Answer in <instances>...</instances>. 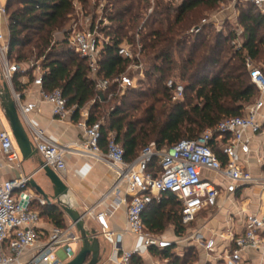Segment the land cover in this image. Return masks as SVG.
Returning a JSON list of instances; mask_svg holds the SVG:
<instances>
[{
	"label": "trees",
	"instance_id": "obj_1",
	"mask_svg": "<svg viewBox=\"0 0 264 264\" xmlns=\"http://www.w3.org/2000/svg\"><path fill=\"white\" fill-rule=\"evenodd\" d=\"M102 1L106 5L101 10ZM223 1L181 0L173 4L156 0L152 5V0H95L90 7L91 0H7L10 59L21 66L40 62L47 71L44 90L62 91L68 106L76 108L71 117L76 123L80 111L87 108L89 125L104 117L101 147L113 133L125 150L126 161L132 162L146 147L154 145L161 151L214 130L226 119L242 117L256 101L258 90L251 82L246 58L256 65L264 58V16L251 3L242 9L237 21L242 29V48L237 50L233 41L238 27L219 30L213 23L204 25L201 21ZM78 9L85 15L101 11L108 21L100 27V33L109 39L99 61L100 77L112 82L105 93L90 79L88 63L70 48L68 40L79 21ZM57 34L63 35L62 41L55 40ZM125 42L142 46L147 70L140 87L122 93L113 81L128 69V61L118 55ZM25 76L33 81L31 73ZM22 77L15 76L17 91L22 88ZM170 80L184 86L183 97L176 102L167 87ZM219 148L216 145L213 150L225 163ZM157 162L148 170L154 175L159 169ZM43 212L56 228L66 227L59 208ZM143 223L145 230L156 236L169 226L174 227L177 237L186 232L182 203L169 193L148 208ZM150 251L168 264H194L197 258L192 247L185 249L183 257L172 248ZM130 264H143V260L135 256Z\"/></svg>",
	"mask_w": 264,
	"mask_h": 264
},
{
	"label": "built area",
	"instance_id": "obj_2",
	"mask_svg": "<svg viewBox=\"0 0 264 264\" xmlns=\"http://www.w3.org/2000/svg\"><path fill=\"white\" fill-rule=\"evenodd\" d=\"M7 3V0H4ZM156 0H152L154 5ZM167 3L180 4L181 0H163ZM264 16V0H247ZM105 6L101 4V9ZM1 13L8 18L6 6ZM153 8L150 9V13ZM79 21L74 25L69 37L71 50L88 63L89 77L101 92H107L111 86L109 80L100 77V55L109 39L100 33V27L108 25V21L96 23L91 16L85 15L78 9ZM213 21H203V24ZM191 32H194L192 30ZM235 48H242L239 28L236 29ZM118 55L128 61L126 73L115 78L113 83L119 91L124 93L128 89L136 88V77H144L146 65L143 59L142 46H134L127 42L119 46ZM28 70L12 62L10 59V45L0 33V70L3 81L8 85L20 117L29 128L30 139L42 157L44 165L53 169L60 177L67 173L66 155L75 153L106 164L116 175L113 187L105 194L99 203L105 204L112 196L116 197V209L126 206L127 230L130 234L142 241L140 248L126 251L120 244L123 234L116 235L107 231L106 214L95 215L96 207L84 213L85 220L95 217L102 226L104 238L113 246L112 261L115 264H130L133 257L141 255L143 250H166L174 246L173 242L164 241L159 236L145 230L143 214L154 203L162 201L163 194L169 193L182 203V223L190 225L197 215L205 210L214 208L222 191L232 195L240 188L261 184L262 181L253 178L251 173L239 165L240 154L250 153V137L260 134L264 128V72L257 67L250 58H246V67L252 84L258 90L256 101L249 105L245 115L222 121L214 130H206L197 138L182 140L168 148L157 151L154 145L146 147L132 162L125 159V150L115 141L111 133L104 148L101 147L102 122L88 124L89 110L80 111L78 127L84 133V141L73 146L61 147L51 142L44 131L35 127L29 116L37 109L36 103H24L23 95L17 91L14 79L17 74L31 71L34 86L40 89L42 102L52 106L53 118L58 121H67L75 113L76 108L68 106L67 99L61 90L47 92L44 90V77L47 74L40 62L27 64ZM131 73L133 76H131ZM167 87L173 93L176 102L182 99L184 86L170 80ZM112 95H110V98ZM220 142V144H217ZM219 145L226 162L223 163L213 147ZM0 151L5 160L18 163L22 159L21 152L16 145L10 129L0 132ZM158 160L156 175L149 172L150 165ZM204 173H212L223 180L224 185H216L207 180ZM31 177L7 181L0 184V264H63L71 261L77 250L73 246L81 244V236L74 223L65 228H54L44 239L39 230L41 213L33 209V199L26 190ZM124 193L123 199L120 198ZM38 205L46 208L48 203L42 197ZM98 205V206H99ZM244 233L239 237L228 235L233 243L232 251L224 252V264H241L242 254L245 251H264V212L247 214L244 218ZM196 242L207 251H214L215 241L203 243L202 239L195 238ZM63 252L61 257L60 252Z\"/></svg>",
	"mask_w": 264,
	"mask_h": 264
},
{
	"label": "crops",
	"instance_id": "obj_3",
	"mask_svg": "<svg viewBox=\"0 0 264 264\" xmlns=\"http://www.w3.org/2000/svg\"><path fill=\"white\" fill-rule=\"evenodd\" d=\"M5 6L6 2L0 0V10ZM234 22L235 26L238 27L237 21ZM240 30L242 32L241 28ZM0 33L9 40L8 18L4 17L1 11ZM260 69L264 72V64L261 65ZM20 81L22 88L18 92L23 95L24 103L33 102L37 104V109L29 116V120L35 127L43 130L51 142L61 147L73 146L84 141L83 131L72 118L67 121H58L53 118L52 106L41 101L40 89L34 86L33 81L29 77H22ZM3 83L4 81L0 72V85ZM261 118H264V110L261 112ZM7 127L8 124L0 109V132L8 130ZM25 127L30 135L29 128L27 125ZM250 138L251 151L248 155L240 154L238 162L241 167L251 173L254 179L264 182V128L260 134L251 136ZM217 144H220V142ZM66 161L67 173L60 178L69 189V199L72 205L82 214L97 206L94 214H106L105 223L107 224V231L114 233L116 240L118 235H124L120 239V244L126 251L140 248L142 244L140 239L130 234H124L128 227L126 206L121 205L115 210V196H112L105 204L99 205L103 196L113 187L116 181L115 173L106 164L75 153L66 155ZM41 162H43V159L38 154L29 161L21 159L18 163L10 164L5 160L0 151V184L24 177H32L47 194L51 195L52 186L48 179H46L43 171L39 170ZM204 177L216 185H224L223 180L212 173H204ZM262 184L242 187L232 195L222 191L218 204L214 208L201 211L193 223L186 225V231H189L187 236L185 232L183 237H177L174 227L169 226L170 229H167L159 237L164 241L173 242V253H176L180 257L184 256L186 248H194L198 257V260L194 264H224V252L232 251L234 248L228 235L232 234L233 237H239L245 230V216L247 214L264 212V183ZM26 192L33 199V209L41 213L39 230L43 233V238L46 239L56 227L43 211L44 209L57 206L54 204L53 206L48 205L46 208H42L38 205L37 201L41 196L36 190L28 186ZM123 197L124 193L121 194L120 198L123 199ZM64 219L66 226L71 223L65 214ZM87 223L89 228L96 229L100 235L102 259L99 264H115L112 261L113 246L104 238L101 224L95 217H88ZM196 236L201 238L204 244L210 240H214V251H207L203 245H199L195 240ZM76 247L77 249L74 250L78 251L81 244ZM60 255L61 257L64 256L62 251ZM138 256L142 258L143 264H168L167 260L153 256L151 251L143 250L142 254ZM66 263L64 262L63 264ZM241 264H264V251L248 250L243 252Z\"/></svg>",
	"mask_w": 264,
	"mask_h": 264
},
{
	"label": "water",
	"instance_id": "obj_4",
	"mask_svg": "<svg viewBox=\"0 0 264 264\" xmlns=\"http://www.w3.org/2000/svg\"><path fill=\"white\" fill-rule=\"evenodd\" d=\"M0 109L19 148L23 161H29L38 155L24 122L22 121L16 103L8 85L4 82L0 85ZM40 171H43L46 179L52 186V194L49 195L31 177L28 186L47 201L48 205L59 207L63 213L76 225L81 236V247L75 257L66 264H99L102 259V242L100 235L94 228H89L84 213H80L69 199V189L60 176L50 167L40 163Z\"/></svg>",
	"mask_w": 264,
	"mask_h": 264
},
{
	"label": "rangeland",
	"instance_id": "obj_5",
	"mask_svg": "<svg viewBox=\"0 0 264 264\" xmlns=\"http://www.w3.org/2000/svg\"><path fill=\"white\" fill-rule=\"evenodd\" d=\"M94 1L95 0H91L90 7H92V5H94ZM101 4L105 6L106 2L102 1ZM249 5H250V3L247 0H224L223 3L216 10L207 11L204 14V17L202 18L201 21H202V23H203V21H213V24L219 30L220 29H222V30L224 29V30L227 31V30H229V27L232 28V29L233 28L235 29V28H237V26H235V22L234 21H238V18L240 17L242 9H245V8L249 7ZM100 9H101V6H100ZM94 12H95V15L93 13H90V15H88V16L92 17L93 21H95L96 23H98L99 21H106V19L103 18L101 11H98L97 15H96V11H94ZM55 40L56 41H62L63 40V35L62 34H57ZM263 64H264V58L261 59L260 63H257V65L259 67H261V65H263ZM22 69H24V70L27 69L28 70L27 64H23L22 65ZM31 71L29 70L28 72L31 73ZM0 72H1V70H0ZM141 79L144 80L145 76L144 77H140V76L136 77V81L135 82L137 84V87H140L139 83H140ZM144 82H145V80H144ZM120 95H122V93H120ZM87 110H88V108H87ZM100 122H102L103 124H106V120L104 119V117L101 119ZM7 129H9V128L7 127ZM168 229H170V227H168ZM188 233H189V231L187 230L186 231V236H187ZM73 248L77 249L76 246H73ZM195 260L197 261L198 257L195 258Z\"/></svg>",
	"mask_w": 264,
	"mask_h": 264
}]
</instances>
